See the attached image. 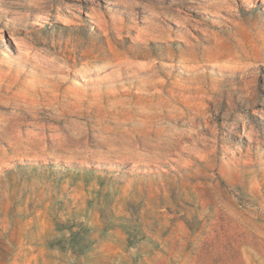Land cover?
<instances>
[{
    "label": "rangeland",
    "instance_id": "1",
    "mask_svg": "<svg viewBox=\"0 0 264 264\" xmlns=\"http://www.w3.org/2000/svg\"><path fill=\"white\" fill-rule=\"evenodd\" d=\"M0 264H264V0H0Z\"/></svg>",
    "mask_w": 264,
    "mask_h": 264
},
{
    "label": "bare ground",
    "instance_id": "2",
    "mask_svg": "<svg viewBox=\"0 0 264 264\" xmlns=\"http://www.w3.org/2000/svg\"><path fill=\"white\" fill-rule=\"evenodd\" d=\"M36 18L37 19H41V18H43V16H40V15H36ZM44 21V20H43ZM35 24H40L39 22H36Z\"/></svg>",
    "mask_w": 264,
    "mask_h": 264
}]
</instances>
